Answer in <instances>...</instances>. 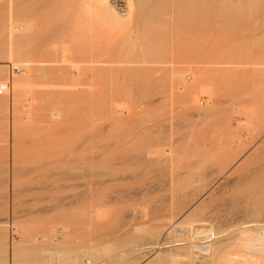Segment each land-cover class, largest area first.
Instances as JSON below:
<instances>
[{"label":"rangeland","instance_id":"374dc122","mask_svg":"<svg viewBox=\"0 0 264 264\" xmlns=\"http://www.w3.org/2000/svg\"><path fill=\"white\" fill-rule=\"evenodd\" d=\"M0 65V264H264V0H0Z\"/></svg>","mask_w":264,"mask_h":264},{"label":"bare ground","instance_id":"6f19581e","mask_svg":"<svg viewBox=\"0 0 264 264\" xmlns=\"http://www.w3.org/2000/svg\"><path fill=\"white\" fill-rule=\"evenodd\" d=\"M12 31H13V29H11ZM12 31H11V33H10V37H9V44H8V57H9V60H10V65L13 67V66H15L17 69H25V68H27L28 67V63L27 62H22V63H18L17 62V64H15L14 62H13V57H15V56H19L20 55V53L19 52H17L16 50V48H15V44H14V41H13V38H12ZM21 62V61H20ZM9 65V64H8ZM9 65V66H10ZM10 66V67H11ZM5 73H6V71H5V67L3 66V65H0V76H4L5 75ZM27 73V72H26ZM27 74H29V73H27ZM21 84H22V80L21 79H19V80H17V81H15V82H13V87L14 88H18V87H21ZM4 85V84H3ZM6 87H7V85H5ZM7 91H8V87H7ZM6 91V92H7ZM6 94V93H5ZM264 135V134H263ZM216 183V182H215ZM243 212V211H242ZM206 229V228H205ZM200 230V229H199ZM200 233L201 232H203V234L205 233V234H207V229L206 230H200L199 231ZM196 233V234H200V233ZM202 234V235H203ZM204 234V235H205ZM208 236V235H207ZM205 237H206V235H205ZM193 238V237H192Z\"/></svg>","mask_w":264,"mask_h":264},{"label":"built area","instance_id":"2783aa9c","mask_svg":"<svg viewBox=\"0 0 264 264\" xmlns=\"http://www.w3.org/2000/svg\"><path fill=\"white\" fill-rule=\"evenodd\" d=\"M7 91V87L0 83V97L4 96Z\"/></svg>","mask_w":264,"mask_h":264}]
</instances>
